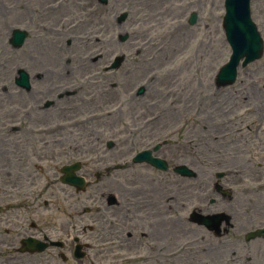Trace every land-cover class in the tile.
Segmentation results:
<instances>
[{"label": "rangeland", "instance_id": "rangeland-1", "mask_svg": "<svg viewBox=\"0 0 264 264\" xmlns=\"http://www.w3.org/2000/svg\"><path fill=\"white\" fill-rule=\"evenodd\" d=\"M221 6L222 0H110L109 9L104 11L101 16L93 17L91 22L94 28L102 29L103 34L110 37H114L117 34L116 32L121 29L128 31L130 40L127 44L119 47L121 50L125 51L126 47L131 51L141 49L142 46L147 45L148 41L154 46H163L166 57L159 60L166 63L167 66L164 70L169 71V75L172 72L170 61L173 58L177 60L175 61L176 65H185L182 71L184 77H180L175 85L167 82L162 84L152 83V91L148 100L153 107H167L174 97H186L188 93L184 92L188 89L187 84L190 82L191 86L201 87V97L204 95L206 97L215 96V108L222 109L225 93L213 94L210 91L213 90L211 80L213 79L214 69L226 60L229 53V47L223 38L222 28H220L223 11ZM116 10L122 12L128 10L130 12L126 21L120 27L112 23V15ZM191 11L198 13V20L195 25L189 26L186 23V18ZM251 16L264 37V0L251 1ZM107 36H105V40ZM115 44L117 46L119 43L116 41ZM92 61L89 62L93 64ZM82 62V59H76L74 62H70V65L73 70L82 72L85 64ZM34 63L38 64L36 61ZM39 64L41 65L40 62ZM251 67H254V65ZM241 78H243L242 74L239 80ZM61 79L62 77H60V81ZM63 81L67 82L65 79ZM11 94L9 91L5 96H2L3 100L0 102L2 103L0 108L5 106L9 107L7 109L10 110L13 107L15 110L10 111L15 113L17 98L12 97L11 99ZM77 96L79 97L80 94ZM7 104L8 106H6ZM128 115L129 113L126 111L122 117L128 118ZM48 117H50L49 114ZM25 118L27 119V117ZM4 119H10V116H6ZM24 149L26 148L24 147ZM49 156L51 158L53 156L57 157L58 152L51 147L49 150H45V148L39 147L38 144H32L25 154L21 153L18 157L12 159L2 158L0 168L2 163L15 162L17 166L21 167L20 172L24 181H27L28 178L30 181H34V184L40 186L39 194L41 196L39 199L51 201L50 193L47 194L42 190L45 188L43 186L44 181L53 178L55 175V172L49 167V163L45 162L49 159ZM38 161L44 162L42 167H38L36 163ZM24 189H28L26 182ZM51 202H54L53 213L51 214L57 226H60L68 216L65 214L67 208L58 197ZM46 260L49 261L48 264L61 263L58 259L52 263L50 258L44 259L43 256L39 258V261L43 264ZM115 263L122 264L120 259L104 261V264Z\"/></svg>", "mask_w": 264, "mask_h": 264}, {"label": "flooded vegetation", "instance_id": "flooded-vegetation-1", "mask_svg": "<svg viewBox=\"0 0 264 264\" xmlns=\"http://www.w3.org/2000/svg\"><path fill=\"white\" fill-rule=\"evenodd\" d=\"M20 167L14 163H6L0 168V177L2 183L7 187L3 196L6 198L11 199L15 196L14 190L19 189L22 190L24 185V180L22 179V174L20 172ZM32 183H34L32 181ZM31 183V184H32ZM2 200V199H0ZM4 210L0 213V259L7 256L8 259L6 261H0V264H19L23 261L24 258L20 257L19 259L16 257V247H17V235L19 236L20 231L16 230V232H11L8 229L9 224L13 223L12 219L9 217V211L13 209L12 207L8 206L6 203H2ZM33 230H38L36 232H32L33 235H41L43 238L47 237V231L49 230L50 226L48 224H44L42 227L38 226L37 224L30 225ZM68 224L64 227V232H68ZM26 232H23L21 237H26ZM32 236V235H28ZM146 236H148L146 234ZM137 241V240H134ZM138 242V241H137ZM30 255V254H28Z\"/></svg>", "mask_w": 264, "mask_h": 264}, {"label": "water", "instance_id": "water-1", "mask_svg": "<svg viewBox=\"0 0 264 264\" xmlns=\"http://www.w3.org/2000/svg\"><path fill=\"white\" fill-rule=\"evenodd\" d=\"M243 46H244L243 47L244 49H246V48H252V49H254L253 42H251V37H249L248 34H246V40L243 42Z\"/></svg>", "mask_w": 264, "mask_h": 264}, {"label": "bare ground", "instance_id": "bare-ground-1", "mask_svg": "<svg viewBox=\"0 0 264 264\" xmlns=\"http://www.w3.org/2000/svg\"><path fill=\"white\" fill-rule=\"evenodd\" d=\"M5 87H8L7 85H3V87L2 88H4L5 89ZM21 96H22V99H25V94H24V92H21ZM36 108H37V106H35ZM44 113V112H43Z\"/></svg>", "mask_w": 264, "mask_h": 264}]
</instances>
